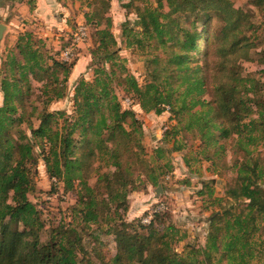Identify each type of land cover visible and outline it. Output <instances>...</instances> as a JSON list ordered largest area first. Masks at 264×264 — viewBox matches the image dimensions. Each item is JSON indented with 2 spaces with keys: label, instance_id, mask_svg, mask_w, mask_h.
Here are the masks:
<instances>
[{
  "label": "trees",
  "instance_id": "obj_1",
  "mask_svg": "<svg viewBox=\"0 0 264 264\" xmlns=\"http://www.w3.org/2000/svg\"><path fill=\"white\" fill-rule=\"evenodd\" d=\"M155 1L156 6L148 2L139 8L135 25L140 31L133 26L124 31L131 37L126 46L154 45L165 58L147 56L143 84L124 75V67L116 72V40L109 25L98 28L97 21L89 50L94 78L76 85L70 114L47 110L51 101L65 95L58 71L66 75L69 62L51 54L30 30L18 32L0 77V264H264V152L259 150L264 144V105L259 94L264 88V48L257 60V76L243 74L241 65L253 60L251 50L260 43L264 0H251L260 21L229 0H164L167 11L162 10L163 0ZM182 16L192 17L190 29ZM97 18L94 8L86 13L84 24ZM33 81L41 82L35 94L43 99L41 108L25 104ZM114 81L143 112H170L178 124L170 129L172 135L180 130L198 133V146L211 163L229 147L235 179L224 200L215 201H226L229 207L221 206L209 215L204 243L176 249L187 235L172 222L168 209L155 212L148 224L123 217L129 193L147 182L157 185V178L138 151L142 150L141 121L134 110L121 105L112 88ZM33 117L39 121L36 127ZM22 122L30 136L15 127ZM218 138L225 141L219 143ZM38 142L55 186L62 183L65 191H72L78 181L69 220L51 226L46 239H42L45 220L29 199L36 189L33 150ZM221 161L226 164L223 157ZM160 168L164 173L168 164ZM91 171L97 173L95 185L87 182ZM102 236H113L115 253L110 258L99 241L96 248L88 249L89 239Z\"/></svg>",
  "mask_w": 264,
  "mask_h": 264
},
{
  "label": "rangeland",
  "instance_id": "obj_2",
  "mask_svg": "<svg viewBox=\"0 0 264 264\" xmlns=\"http://www.w3.org/2000/svg\"><path fill=\"white\" fill-rule=\"evenodd\" d=\"M80 1V6L76 7V13L68 15L66 19L67 28L63 32H50L48 37H43L41 31L29 29L33 35L40 39L45 47L58 58L61 50L68 46L73 39V31L78 23L86 21V13L91 12L95 8L99 12L100 18L95 19L94 23H87V41L77 47L74 58L68 63V71L66 75L63 70L58 71V78L60 84L65 88V95L60 100H53L48 105L47 110L50 112H65L70 114L72 112V97L76 85L81 79L93 80L94 73L92 67H89L91 57L89 55L90 48L93 47V33L95 32V25L98 21V28L109 25L111 32L116 40V54L118 55L116 72H122L120 69L125 68L123 74H130L136 80L143 84L148 75L149 63L147 56L158 55L160 59L165 56L154 45L146 46L141 49L132 46H126L131 37L125 36V30L133 26L135 31H140L141 28L135 25L137 13L139 8L148 2L153 6L157 5L155 0H105L106 2H94L95 0H77ZM233 7L240 8L243 11H249L255 14L257 21L261 17L255 7L251 5V0H229ZM162 10L167 11L168 7L166 1H162ZM183 25L187 28L192 27V17L185 18L182 16ZM214 26L219 24L217 18L213 20ZM264 24L260 25L259 35L260 43L257 48L251 50L252 61H242V73H254L259 65L257 60L260 57V51L264 48ZM23 31V30H22ZM124 33V36L122 35ZM140 37V36H139ZM17 38V36H16ZM16 38L6 39L1 42L0 38V77L3 64L7 58L9 50L13 47ZM76 60V61H75ZM72 62V63H71ZM108 66V65H107ZM260 66V65H259ZM249 73V74H250ZM66 76V79L63 78ZM175 82H173L174 84ZM41 82L33 81L31 83V95L25 100L27 106L35 105L41 108L43 99H39L35 94L38 92V86ZM174 88L173 85H171ZM112 88L115 94L120 99L121 105L124 108H131L135 111V116L142 124V137L140 139L141 151L146 163L154 169V176L157 178V185L149 182L146 187L141 184L136 190L129 193L127 198V210L123 212V217L127 221L142 224H148L143 219L149 214H153L155 210L163 205L159 211L168 209V213L172 222L182 230L186 231V237L178 242L176 249L182 250L186 243L199 244L205 242V235L209 226L208 217L213 211L219 212L222 207L228 208V203L223 201L225 198V190L229 184H232L235 179V173L230 167L232 165V155L228 146H226L223 154V160L226 162L222 164L220 157H214V163L205 159L206 151H202V147L198 146L199 136L195 131H178L177 134L172 135L170 130L173 127L178 128L177 120L172 118V114L165 111L161 114L154 112H143L137 104L129 97L123 96L122 86L118 81L112 83ZM176 95V93H174ZM262 97L264 105V88L259 92ZM130 102H129V100ZM204 98L209 99L208 95ZM3 102V95L0 90V106ZM255 109V108H254ZM256 112V111H255ZM19 114H22L19 110ZM257 113H253L256 116ZM171 118V119H170ZM39 121L33 117L32 125L36 127ZM15 127L21 129L25 134L30 136L31 131L25 122L15 124ZM170 130L169 133L165 132ZM12 135L15 132L12 131ZM39 142L43 140L38 138ZM219 143H223V138H218ZM34 147L33 154L37 158L36 170L34 176L36 189L29 194V199L36 204L41 211V216L45 220V229L42 231V239L48 237L49 228L57 225L61 220H69L71 216L70 207L75 204L76 188L78 181H74V189L72 191H65L64 184L58 183L54 185L55 178H49L46 173L44 163L40 154V143ZM264 143V141H263ZM180 149H176V148ZM259 150L264 152V144L259 146ZM212 152V151H211ZM101 163V162H100ZM98 164L96 162L95 166ZM168 164V171L162 172L160 165ZM102 171V170H101ZM91 175L87 178L90 185L97 184L96 174L91 171ZM208 185V188L206 187ZM212 189V190H210ZM202 192V194H199ZM223 198L221 204L215 203L216 198ZM151 220V219H150ZM264 232V221L262 222ZM101 242L102 251L110 258L115 253V242L113 236H102L99 240L89 239L88 249L95 247L97 242ZM99 247V246H98ZM95 259V258H94ZM96 264V263H95ZM253 264H258L253 261Z\"/></svg>",
  "mask_w": 264,
  "mask_h": 264
},
{
  "label": "crops",
  "instance_id": "obj_3",
  "mask_svg": "<svg viewBox=\"0 0 264 264\" xmlns=\"http://www.w3.org/2000/svg\"><path fill=\"white\" fill-rule=\"evenodd\" d=\"M78 6L77 0H0V23L5 26L1 42L25 29L41 31L43 37L63 32L68 15Z\"/></svg>",
  "mask_w": 264,
  "mask_h": 264
},
{
  "label": "built area",
  "instance_id": "obj_4",
  "mask_svg": "<svg viewBox=\"0 0 264 264\" xmlns=\"http://www.w3.org/2000/svg\"><path fill=\"white\" fill-rule=\"evenodd\" d=\"M87 37H88V35H87V26L84 23H78L75 26L74 31H73L72 42L68 46H65L60 52L61 60L64 61V62H70L75 56V51H76L77 47L79 45H81V44H84L87 41ZM129 102H130V100H129ZM162 208H163V205L158 207L155 210V212H158ZM155 212H153V214ZM153 214H149V216H146L143 219V221L144 222H149L150 219L153 217Z\"/></svg>",
  "mask_w": 264,
  "mask_h": 264
},
{
  "label": "water",
  "instance_id": "obj_5",
  "mask_svg": "<svg viewBox=\"0 0 264 264\" xmlns=\"http://www.w3.org/2000/svg\"><path fill=\"white\" fill-rule=\"evenodd\" d=\"M4 28H5V26L2 23H0V38L2 36Z\"/></svg>",
  "mask_w": 264,
  "mask_h": 264
}]
</instances>
